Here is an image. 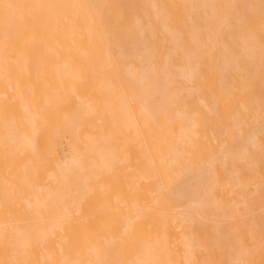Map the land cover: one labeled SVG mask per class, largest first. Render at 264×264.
<instances>
[{"label":"bare ground","instance_id":"1","mask_svg":"<svg viewBox=\"0 0 264 264\" xmlns=\"http://www.w3.org/2000/svg\"><path fill=\"white\" fill-rule=\"evenodd\" d=\"M154 7L181 69L124 0H0V264H264V113L221 124L264 52L214 66Z\"/></svg>","mask_w":264,"mask_h":264},{"label":"rangeland","instance_id":"2","mask_svg":"<svg viewBox=\"0 0 264 264\" xmlns=\"http://www.w3.org/2000/svg\"><path fill=\"white\" fill-rule=\"evenodd\" d=\"M124 1H126V3H127L128 18L126 20H124L123 22L119 23L121 28L123 27V30H127V27H128V29H130L132 27L131 26L132 23H136L134 21V19H136L137 22L141 21L139 23H141V26L143 28H145L146 30L150 27L148 29V31H150V29H151L150 32L152 33V36L155 40L152 38L153 41L150 40L149 43H152L153 44L152 46L155 48L157 47L158 44L162 43L164 46V48L162 49V52H161L162 55L163 56L167 55V54L171 55L170 60L172 62L173 67L176 69L177 68L181 69L183 67L181 58H180L178 53L173 52L171 45L168 42H164L162 40V35H160L161 33L159 32V29H158L159 27L155 23V21L153 20V16L150 13V9H151L150 7L151 6L154 7V5H157V7H154V9H156L155 12L160 14V15L162 12H163L162 15H164V12L167 13L165 15V18L167 21V22L165 21V27H166L167 31L170 34H172L177 40L179 39V41H180V39H181L180 43L182 45H184L183 46L184 48L186 47L185 49H187V48L191 49L192 48L191 47L192 45L190 44L191 43V36L189 37L188 34L190 35V34H193L194 32L197 31L195 37L197 38L196 42L198 43L199 49L201 52L203 51L202 52L203 56L205 58H209L211 61V64L212 65L214 64V66H216L218 64L219 59L224 55L227 56V58H229L230 60H238L239 61L242 59L244 53H252V52L253 53H261V52H264V21L262 19V18H264V7H260L261 6L260 2H259L260 0H253V1L252 0H248V1L247 0H244V1L240 0L241 2L238 0H229V1L223 0L224 2L222 0L221 1L219 0L220 2H217L216 0H214V1L213 0H211V1L205 0L207 2H209V1L211 2V3L209 2L207 4L208 6H205L206 8L207 7L209 8V5H212V4L215 5V8H218V9L212 8V7H214V5H212V7L210 6L212 8V10H210V9L208 10L203 6L204 9H206L205 15H208V16H205L204 14H202V13H204V11H203L204 9L203 10L201 9V3H200L202 0H199V1L198 0H190L191 2L189 0H187L188 2L186 0H180V1L179 0H147V1H149L150 4L148 2H145V1L143 2V0H140L139 2H138V0H124ZM196 1L198 4L200 3L199 4L200 8L197 7L199 5L196 3ZM235 1H237L238 4H236L237 2H235ZM246 1L249 3V5H251L253 3L255 5L257 3L256 5L259 4L260 6L258 5V7L256 9L253 8L251 10V12L248 13V12H246V8L249 5ZM140 2H141V4H140ZM243 2L245 5L243 4ZM250 2H252V3L250 4ZM223 3H224V5L226 3V5L224 6ZM233 3H235L234 6H232ZM262 3H263V0H261V4ZM146 4L149 7H147V6L144 7V5H146ZM193 5H194V9H193ZM263 6H264V4H263ZM223 8L226 10L223 11ZM261 8H263V9H261ZM139 9H141L142 12H140ZM219 9H220V11H219ZM214 10H216V11H214ZM258 10H260V11L257 14L256 12ZM252 11H254L255 14H253ZM145 12H147V13H145ZM210 12L214 13L215 20L209 19ZM221 12H225V13H221ZM195 13H197V14H195ZM198 14L200 15V17ZM223 14H224V16H227V17H224ZM108 15L112 18L115 17L116 19L118 17L117 15L112 14V13H108ZM230 15H233V17L231 16L232 17L231 18ZM134 16H136V17H134ZM146 16H148L147 17L148 19L146 18ZM236 16L238 18H236ZM195 17H197V18H195ZM138 18H140L139 21H138ZM217 18H219V19H217ZM224 18H225V20H224ZM233 18H234V20H237V21L232 20ZM199 20H201L202 22ZM253 20H255V21H253ZM182 21L184 24L182 23ZM189 21H192V22H189ZM213 21H217L216 23H218V26H220L221 28L218 26H214L216 24ZM225 21H228V25H226L227 22L225 23ZM222 22H224V23H222ZM206 23H207L208 27H205ZM233 23H236V24H233ZM198 24H199V26H198ZM240 24H241V26H240ZM182 27H185V28H182ZM193 27L195 29L197 28V30L193 31V29H194ZM215 27L217 29L216 30L217 32L215 31ZM187 28H189V29L187 30ZM198 28H200V30H198ZM229 28L234 29V30L232 31ZM184 29H185V31H184ZM229 30H230V32H229ZM179 31H180V34H179ZM208 31H210L211 33ZM201 32H204V33L207 32V33L204 34ZM223 32H224V34H223ZM208 33L210 36L208 35ZM227 33H230V34H227ZM211 34L217 35V37L215 36L216 40H214L213 38L212 39L210 38V37H212ZM231 34L233 35V37ZM108 35H110V33ZM202 35H203V37H202ZM223 35H225V36H223ZM235 36H236V38L234 39ZM207 37L210 40L207 39ZM219 37H220V39H219ZM188 39L190 40V42L188 41ZM207 41H208V43H207ZM219 45H221V46H219ZM236 46H237V48H236ZM242 47H243L244 52L242 51ZM244 47H246V49ZM170 52H171V54H170ZM239 66H240V68L242 67L241 64H239ZM125 68L129 69L132 67L128 63L124 62L123 63V69H125ZM233 73H230V75L227 77L226 84H228V85L234 84L233 83L234 79L236 80L239 78L240 75L244 74V72L242 70H239V71H236ZM261 82L264 84V78L261 80ZM169 89H171V88H169ZM209 90L210 91H204L203 92L206 103H208L210 101V95L212 92V88ZM154 104L155 105L158 104V97H154ZM246 113H249L251 115H256L258 113H264V89L261 87V83H259L258 85H256V83H255V85L251 86L247 90V93L245 95L240 96V97H236L234 99L233 103H230L229 105H227V108L225 110H223V112H222L223 119L221 120L222 121L221 124L223 125L224 128L229 127L230 124L233 122V119L244 118V115H246ZM215 126H216V122L212 119V116H207V117L203 118V120H202V127H203V132H204L203 141L206 142V148L210 151L218 146V142H217V140L216 141L214 140V134H213ZM156 152L158 154H163L166 151H165L164 147L156 145Z\"/></svg>","mask_w":264,"mask_h":264}]
</instances>
